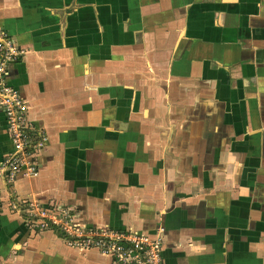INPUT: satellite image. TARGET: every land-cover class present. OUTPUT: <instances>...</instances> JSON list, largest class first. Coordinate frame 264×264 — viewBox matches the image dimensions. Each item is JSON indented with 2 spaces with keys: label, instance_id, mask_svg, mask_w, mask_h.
<instances>
[{
  "label": "crops",
  "instance_id": "0c3cea01",
  "mask_svg": "<svg viewBox=\"0 0 264 264\" xmlns=\"http://www.w3.org/2000/svg\"><path fill=\"white\" fill-rule=\"evenodd\" d=\"M0 27L46 137L4 195L161 230L164 264H264V0H0ZM11 149L0 110V163ZM0 264L114 263L5 203Z\"/></svg>",
  "mask_w": 264,
  "mask_h": 264
},
{
  "label": "built area",
  "instance_id": "2783aa9c",
  "mask_svg": "<svg viewBox=\"0 0 264 264\" xmlns=\"http://www.w3.org/2000/svg\"><path fill=\"white\" fill-rule=\"evenodd\" d=\"M25 54L16 40L0 27V110L5 116L6 132L12 143L11 152L0 163V177L6 186L20 178H30L39 172V155L46 137L29 117V103L8 82L10 67ZM0 190V208L7 203L20 210L32 230H54L67 247L78 251L97 249L114 264H164L165 237L159 230L154 235L132 229L87 228L76 220L74 210L61 205L46 206L39 200L14 201Z\"/></svg>",
  "mask_w": 264,
  "mask_h": 264
}]
</instances>
